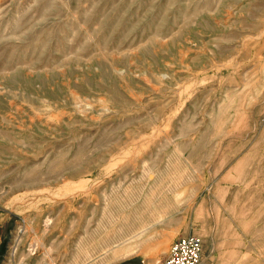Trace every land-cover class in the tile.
I'll return each mask as SVG.
<instances>
[{
  "label": "rangeland",
  "instance_id": "374dc122",
  "mask_svg": "<svg viewBox=\"0 0 264 264\" xmlns=\"http://www.w3.org/2000/svg\"><path fill=\"white\" fill-rule=\"evenodd\" d=\"M264 264V0H0V264Z\"/></svg>",
  "mask_w": 264,
  "mask_h": 264
},
{
  "label": "built area",
  "instance_id": "2783aa9c",
  "mask_svg": "<svg viewBox=\"0 0 264 264\" xmlns=\"http://www.w3.org/2000/svg\"><path fill=\"white\" fill-rule=\"evenodd\" d=\"M201 239L188 235L173 241L162 264H200Z\"/></svg>",
  "mask_w": 264,
  "mask_h": 264
},
{
  "label": "crops",
  "instance_id": "0c3cea01",
  "mask_svg": "<svg viewBox=\"0 0 264 264\" xmlns=\"http://www.w3.org/2000/svg\"><path fill=\"white\" fill-rule=\"evenodd\" d=\"M135 264H138V263H135Z\"/></svg>",
  "mask_w": 264,
  "mask_h": 264
}]
</instances>
